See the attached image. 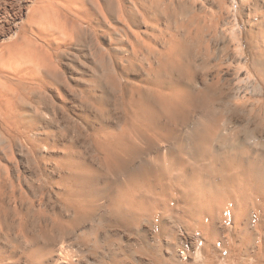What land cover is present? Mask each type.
I'll use <instances>...</instances> for the list:
<instances>
[{"label": "bare ground", "instance_id": "1", "mask_svg": "<svg viewBox=\"0 0 264 264\" xmlns=\"http://www.w3.org/2000/svg\"><path fill=\"white\" fill-rule=\"evenodd\" d=\"M176 198L234 226L222 264H264V0H0V264H83L108 225L150 245Z\"/></svg>", "mask_w": 264, "mask_h": 264}, {"label": "rangeland", "instance_id": "2", "mask_svg": "<svg viewBox=\"0 0 264 264\" xmlns=\"http://www.w3.org/2000/svg\"><path fill=\"white\" fill-rule=\"evenodd\" d=\"M243 27H244L243 28L244 30L249 29V26H247L244 23H243ZM245 36H246V33H245ZM108 70H109V68H108ZM110 71H112V69ZM199 114H200L199 112H197L195 114V117H193V123L195 122V120L198 121ZM189 126H179L177 128L179 136L182 137L183 140L185 139L186 141L188 139L187 137L190 135V132H192L191 129H192L193 125L189 124ZM70 131H72V134H74V136L77 139L81 138V137H79L80 132L78 130H70ZM242 131L243 130H233L232 133L233 134L240 133V135L243 137V136H245L246 132H242ZM246 131L249 133L252 130H246ZM259 135H261V134L258 132H255V135H252V137H255V138L260 137ZM255 138H252L251 140L255 141L254 140ZM173 146H175L176 151H177V149L180 150V147L178 148L177 145L174 144L171 146V148H169L170 151H172L170 153H174V151H175V148ZM182 151H183L182 155L188 156L186 154L190 153L191 149L189 147L188 148L185 147L184 150L182 148ZM27 156H28L27 153H25V156H24L22 154L20 155V153L18 151L16 152V159L18 162L20 161V163H19L20 169L26 173L25 175L28 178H31V177H34L35 168L33 165L34 164L33 160L31 159L30 156H28V158H26ZM151 158H152V160H156L154 154L152 156H150L149 159H151ZM28 160H29V162H28ZM138 162L139 163H136L137 166L135 165L136 169L140 168L142 166L140 161H138ZM176 199H177V201L174 200L173 202H171L172 214L167 217L168 219L166 218V220H165L168 227H170L169 228V234L163 235L161 237L162 239L160 241H157L156 236L153 232V234H148L147 240L149 241L150 245L148 243H145L146 241L144 239H142V237L139 235H138L139 237L137 235H134L135 237L132 236L131 242L127 244V239H128L127 237L128 236L126 235L125 230L122 227H115L113 225H108L107 228L103 227V229H101V234H102V237L104 236L103 239L113 238L114 243L108 242V239L105 241L106 244H103V245L102 244H99V245L98 244H91L90 245V244L86 243L87 245L85 247L82 246V249L85 250V253H83L82 255L79 254L78 257H75V258H78L83 264H106V263L115 264L114 261L110 259V255L111 254L116 255V253H117L118 254L117 256L121 259V263H123V264H148L146 262H148L147 259L149 257L142 251V247L148 248V246H149V248L152 249V251H155V252L158 251L157 253H159V254L163 253L164 254V255L162 254L163 256L162 255H159V256L161 258H164L167 261V262H164L166 264H184V263L185 264H208L210 262H211L210 264H212V263L213 264L224 263V261H225L224 259L229 255L228 246H226V243H228L227 245H229V244L232 245L234 243L233 242L234 226L232 224H230L229 222H227V220L218 221L216 227H217V229H219V230H217V232L219 231L218 233L220 235H219L218 240H217L218 243L214 244V241H215L214 237H212L211 235H209V236L205 235L207 232L204 231L203 229L198 228L197 224H194L193 221L192 222L190 221V223L189 222L187 223L186 221L182 220L183 219L182 214H181L182 213V203L178 202L179 198H176ZM177 204L179 206H177ZM173 215L175 216V218ZM160 221H161V217L158 219V224H160L159 223ZM203 225H204V223H203ZM203 225L200 224V226H203ZM189 228H190V230H189ZM200 230H202V231H200ZM202 235H203V237H202ZM224 235L225 236L227 235V236L224 237ZM207 236H208V238H207ZM205 237L207 238L208 241L205 239ZM209 237H210V239H209ZM228 240H230L231 243ZM76 241L77 240H75V238H74L72 243H76ZM81 244H83V243H81ZM141 244H143L144 246ZM209 244H210V246H209ZM169 245H171V246H169ZM224 245L226 248H224ZM169 247L171 249H169ZM135 249H136V251H135ZM209 249H212V250L209 251ZM214 250H215V252H214ZM124 253L127 256H125ZM183 253H185V254H183ZM222 253H223V255H222ZM106 254H108L109 256H107ZM174 255L176 256L175 262H174ZM204 255H205L206 259H205ZM213 255H216V256H213ZM213 258H214V261H213ZM216 259L218 261H220L221 263L218 262ZM201 260H203L204 262ZM215 260H216V262H215ZM182 261L184 263H182Z\"/></svg>", "mask_w": 264, "mask_h": 264}]
</instances>
